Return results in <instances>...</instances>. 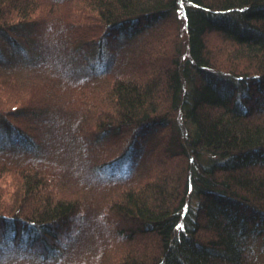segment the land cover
I'll return each mask as SVG.
<instances>
[{
  "label": "trees",
  "instance_id": "obj_1",
  "mask_svg": "<svg viewBox=\"0 0 264 264\" xmlns=\"http://www.w3.org/2000/svg\"><path fill=\"white\" fill-rule=\"evenodd\" d=\"M83 2L106 31L77 43L74 55L85 71L64 80L74 77L83 85L115 72L119 58L138 60L136 71L108 84L115 110L97 117L93 137L79 136L80 120L73 127L83 147L108 153L84 176L128 186L109 204L134 225L122 229L135 245L122 264H259L254 241L264 238V0ZM36 5L0 0V106H9L0 110V264L61 262L71 238L63 229L81 226L86 206L60 191L70 179L56 174L55 155L44 152L45 126L54 116L50 101L63 88L55 86L56 73L44 69L51 53L43 37L48 29L31 18ZM172 16L182 20L188 58L183 61L176 46L168 60L145 61L149 35ZM160 149L171 164L137 182Z\"/></svg>",
  "mask_w": 264,
  "mask_h": 264
},
{
  "label": "rangeland",
  "instance_id": "obj_2",
  "mask_svg": "<svg viewBox=\"0 0 264 264\" xmlns=\"http://www.w3.org/2000/svg\"><path fill=\"white\" fill-rule=\"evenodd\" d=\"M34 1L37 5L31 18L37 21L45 31L48 29L43 37L45 43H48L51 56L46 61L47 64L44 69L55 72V75H51L55 79V86L64 89L58 88L56 93L59 94L58 98L52 97L51 105L49 104L52 107L51 111L54 116L45 126L48 132V143L44 144V152L51 156L52 154L55 155L53 156L54 163L51 166L57 172L56 174L61 178L70 179V185L63 186L60 191L67 190L66 192L74 199H80L82 205H86L82 210L84 212V217L81 219L82 225L70 227L69 224V227L63 229L64 235L68 234L71 238L67 241L62 261L59 263L49 261V264H122L129 255L130 250L135 248V245L127 239V234L122 229L128 231L134 225L127 219L115 214L112 205L109 209V204L112 201H117L128 186L125 182L98 183L92 180L93 178L90 179L84 176L90 164L96 162L97 158L99 161L102 158L105 159L108 153L106 154L105 150H96L88 145L83 147L81 140L73 133V127L76 120H80L82 125L85 124L82 128L84 130L83 135L80 134L79 136L87 138L89 137L87 135L90 134V137H93L91 134L99 130L97 117L105 113L112 115L115 110L110 98L108 84L111 80H115L119 76L124 77L131 70H135L134 66L137 65L138 60L132 59L133 63L128 62L127 64L119 58L115 72L106 76H97L98 78L96 77L83 85L73 83L71 80L74 77L65 81L64 77L66 75L70 78V75L74 72L83 73L85 71L79 69L84 63L80 61L79 55H74L73 48L79 41L83 43L84 41L91 42L94 39H99L100 35L103 32L105 33L106 28L104 29V24L100 23V19L95 12L85 5H81L83 0H72L67 3L57 0ZM53 11L63 12L62 15L64 16L59 13L54 14ZM68 12H72L74 15L69 17ZM75 14H78V17ZM181 23L182 20L172 16L166 22L164 21L158 30L149 35L151 43H148L145 61L153 59L155 56L168 60L167 58L177 50L176 46L183 51L181 59L185 61L188 58L185 47L187 36ZM211 40L213 43H217L218 37L213 35ZM160 41L162 43H159ZM159 44H163V47L158 46ZM72 56L75 57L72 58ZM140 59L142 60V58ZM131 64L133 68H130L132 67ZM216 74L219 76L224 75L220 72H216ZM129 79L137 80V77L132 76ZM224 79L228 80L227 78ZM32 98H34L33 95ZM0 110L8 111L9 106L6 104L0 106ZM76 112L83 113H77L76 116ZM32 131L34 130L32 129ZM167 135L168 132L165 136ZM119 152H122V149ZM149 157H151L149 160L150 168L145 172V175L142 174L136 180L137 182L154 173L162 164H165V166L171 164L162 153V149L158 150L157 153H152ZM159 158L162 163L157 162L156 159ZM177 162L178 164L183 163V161ZM78 172H80L81 178L75 176ZM189 196L190 204L195 205L196 195L191 194ZM67 229L68 232L66 233ZM63 239H65V236ZM254 250V261L264 264L263 237L255 239Z\"/></svg>",
  "mask_w": 264,
  "mask_h": 264
}]
</instances>
